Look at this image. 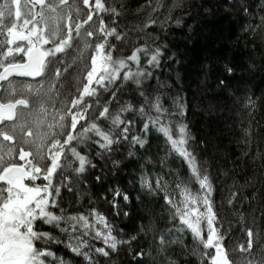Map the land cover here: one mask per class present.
<instances>
[{
  "label": "snow or ice",
  "instance_id": "obj_1",
  "mask_svg": "<svg viewBox=\"0 0 264 264\" xmlns=\"http://www.w3.org/2000/svg\"><path fill=\"white\" fill-rule=\"evenodd\" d=\"M189 8L188 0H0V264H264L256 100H240L250 119L239 139L257 171L214 175L188 97L170 74L161 79L165 61L181 63L166 38L188 26L180 13L191 16ZM197 8L206 23L213 9L252 17L242 30L264 53V0ZM254 70L264 71V55ZM216 72L210 62L201 83ZM232 79L225 64L216 86L227 92ZM125 169L138 214L123 210L129 191L114 183ZM121 215L131 232L117 227Z\"/></svg>",
  "mask_w": 264,
  "mask_h": 264
},
{
  "label": "trees",
  "instance_id": "obj_2",
  "mask_svg": "<svg viewBox=\"0 0 264 264\" xmlns=\"http://www.w3.org/2000/svg\"><path fill=\"white\" fill-rule=\"evenodd\" d=\"M216 2L217 0H209V7ZM188 3L191 16L180 13L184 15L188 26L182 29L174 28L166 38L170 44V50L179 55L181 63L173 64L171 68H168L169 62L165 61V67L161 70L163 73L161 79H167L170 74L172 79H169L168 83L174 90H182V94L188 97L192 106L188 113V120L193 134L198 138L204 137L211 141L212 147L204 158L212 167L213 174L216 175V170L231 173L233 169L240 176L246 173L251 174L257 171L259 162L257 161L255 165L250 160L245 163L242 154L243 145L239 139L242 128L247 126L250 119L248 112L240 103L245 94L253 96L257 102L256 110L251 118L254 125L252 148L255 150L258 146L259 150L264 152V71H248L253 59L256 61L257 68L260 67L264 53L260 49L254 50V45L248 42L251 38H246L242 30L245 24L252 22V17H245L242 11L237 9L231 10L232 14L225 18L224 12L213 9L215 15L207 17L211 23H206L204 18L196 15L197 6L202 3V0H188ZM254 11L259 10L254 9ZM210 62L217 65L216 74H219L225 64L233 66L234 79L231 80L232 88L229 91L223 92L216 86V74L208 78L206 85L201 83L204 79L203 73L207 71ZM173 69H179V72ZM173 81H175L174 84ZM151 83L154 84L155 81ZM205 97L209 98L211 104L219 103L218 113L209 112L205 108L203 101ZM156 143L153 142V153L159 151V154L163 155V145L161 144L158 149ZM171 164L178 168L180 161H171ZM132 173L133 169H125L116 177L114 183L128 188L131 206L123 210L130 214H138L141 206L135 200L136 192L129 183L132 180ZM225 179L226 177L221 175L216 181L220 189V193L216 196L217 204L220 203ZM239 182L242 183V181ZM228 183L231 181L229 180ZM121 204L123 205L122 201ZM223 215L226 220H231L233 214L225 212ZM115 223L126 233L131 232L134 227L133 221L123 215L115 218ZM136 224H139V221H136ZM225 226L227 227V223ZM233 227H235L234 223ZM233 239L242 242L238 232ZM187 242L191 244L190 236L187 237ZM193 264H195L194 260Z\"/></svg>",
  "mask_w": 264,
  "mask_h": 264
},
{
  "label": "rangeland",
  "instance_id": "obj_3",
  "mask_svg": "<svg viewBox=\"0 0 264 264\" xmlns=\"http://www.w3.org/2000/svg\"><path fill=\"white\" fill-rule=\"evenodd\" d=\"M203 101H204V105L206 106L205 108L207 109V110H209V112L210 111H212L213 113H218L219 112V103H217V102H215V103H210V100H209V98H206L205 97V99H203ZM215 105L214 107H212V108H209V105ZM210 109H213V110H210Z\"/></svg>",
  "mask_w": 264,
  "mask_h": 264
}]
</instances>
